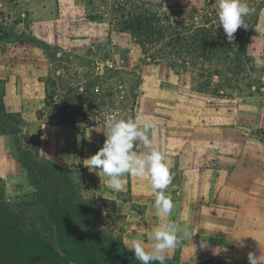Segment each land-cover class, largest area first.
Returning a JSON list of instances; mask_svg holds the SVG:
<instances>
[{
	"label": "crops",
	"instance_id": "crops-1",
	"mask_svg": "<svg viewBox=\"0 0 264 264\" xmlns=\"http://www.w3.org/2000/svg\"><path fill=\"white\" fill-rule=\"evenodd\" d=\"M164 5L170 9V0ZM115 22L111 0H0L3 102L19 121L13 123L20 129L18 138L24 133L35 143L32 164L39 162L41 179L58 181L64 205L104 206L129 253H134L132 239L150 244L151 230L171 220L195 231L193 242L183 240L182 249L172 253L227 256L248 264L249 252L264 254V71L252 72L259 82L247 86V94L241 84L218 95L214 87L201 90L185 82L165 64L135 63L129 69L141 77L131 118L142 115L155 122L150 135L173 175L166 191L174 208L169 217L158 216L149 177L126 175L125 189L114 192L106 186L107 177L83 165L102 148L106 119L77 123L66 117L69 97L105 93L101 83H81L86 76L82 60L98 80L109 79L112 68L121 80L127 78L125 53L119 52L127 39L115 37ZM122 81L119 91H129ZM134 150L147 151L142 143ZM8 152L0 150V157ZM201 241L209 247L201 248Z\"/></svg>",
	"mask_w": 264,
	"mask_h": 264
},
{
	"label": "rangeland",
	"instance_id": "rangeland-1",
	"mask_svg": "<svg viewBox=\"0 0 264 264\" xmlns=\"http://www.w3.org/2000/svg\"><path fill=\"white\" fill-rule=\"evenodd\" d=\"M113 1L111 0L112 4ZM147 2L152 4V6L148 5L149 7L157 9L161 14L165 12L172 14L177 20L188 18L189 12H202L205 8V0H170V9L164 5V0H147ZM257 4L254 8L261 7V16L258 25L252 31V64L256 58L264 59V0H260ZM197 20L200 21V19ZM109 49L110 47H106L107 51ZM119 52L120 55L125 53L123 49ZM135 56L138 55L135 54ZM81 64L85 65L86 70V76L81 78V83L86 86L101 83L105 93L94 94L91 91L90 94L79 99L69 97L71 107L68 108L71 110L68 109L66 117L77 120V123H82L90 117L107 119L109 116H115L118 119H125L126 113L127 118H131L134 91L125 92L123 89L122 92L119 91L118 86L123 80L120 79L119 74L111 71L109 79L98 80L87 70V59L82 60ZM254 66L252 70L264 71V65L254 64ZM194 67L196 69L193 71H200L201 66ZM208 67L210 70L216 69L210 64ZM258 82L259 75L246 80L243 83L245 94L248 93L247 86L253 83L258 84ZM13 123L11 118L0 115V150H4L5 147L9 150L5 158L0 157V195L15 210L23 212L27 220V232L21 241L12 239L7 245L13 244L18 253L21 252L28 258L43 264H138L133 256L128 259L121 256V248L116 241L119 239L120 227L115 220L110 221L109 214L107 212L105 214L107 209L104 206L84 203L76 208L77 206L63 204V195L56 187L58 181L48 182L41 179L37 172V169H40L39 162L32 164L35 143L24 133L21 135L19 144L13 142L10 132L14 127ZM19 156H23L27 165L32 167L24 168L19 164ZM42 215H45L55 227V245L51 244L50 233L42 223ZM68 216L70 219L67 218ZM177 248L182 249V246ZM184 255L171 252L168 259L181 258L190 264H233L227 256L199 254L194 257H181Z\"/></svg>",
	"mask_w": 264,
	"mask_h": 264
},
{
	"label": "trees",
	"instance_id": "trees-1",
	"mask_svg": "<svg viewBox=\"0 0 264 264\" xmlns=\"http://www.w3.org/2000/svg\"><path fill=\"white\" fill-rule=\"evenodd\" d=\"M247 2L250 7H255L260 0H247ZM148 5L152 6L147 0H114L112 4L113 25L116 21L114 35L128 40L122 59L124 68L127 69L125 72L127 78L123 81L129 90L138 89L140 84V75L129 71L135 63L165 64L175 74L182 75L185 82L191 80L192 83L199 84L201 90L214 87L213 90L218 95H226L227 92L238 90L241 84L251 77L254 71L252 69L255 67L251 63L252 31L260 20V6L256 8L254 14L246 18L247 29L239 28L234 34V41L229 42L223 27H219L217 0H205V8L202 12H189L188 18L181 20L175 19L167 12L161 14ZM209 64L216 69L210 70ZM198 65L201 66L200 71H193L196 69L194 66ZM113 69L111 71H114ZM49 96L51 98L54 93ZM0 115L11 118L16 123L19 122L16 121L15 116L6 111L2 87ZM10 132L14 137L17 136L15 142L19 144L18 125H14ZM18 159L25 167H29L23 156H19ZM41 219L50 233L51 244L55 245L53 223L45 215H42ZM26 221L23 212L15 210L0 195V264H43L21 252L18 253L13 244L7 245L12 239L22 240L27 232ZM116 241L121 248V256L125 259L130 256L135 257V253H129L122 248L119 239ZM164 264H174V262L166 260Z\"/></svg>",
	"mask_w": 264,
	"mask_h": 264
},
{
	"label": "clouds",
	"instance_id": "clouds-1",
	"mask_svg": "<svg viewBox=\"0 0 264 264\" xmlns=\"http://www.w3.org/2000/svg\"><path fill=\"white\" fill-rule=\"evenodd\" d=\"M219 27L222 26L229 42L234 41V34L241 27L247 29L246 18L256 12L247 0H217ZM254 64L264 65V59L256 58ZM155 122L142 115L133 118H116L109 116L104 125L106 140L100 150L90 158L83 160V165L98 175L107 177L106 186L114 192L125 189L126 175L137 178L149 177L154 195L156 214L169 217L174 208V202L167 189L173 175L166 165L165 156L153 143L150 133ZM142 143L145 152L134 150L135 145ZM195 231L188 226H181L174 221L160 223L151 230L150 244L141 239H132L131 250L141 264H164L169 253L176 249L183 240H191ZM201 248H208L207 241H201ZM248 264H264V254L257 256L248 253Z\"/></svg>",
	"mask_w": 264,
	"mask_h": 264
}]
</instances>
